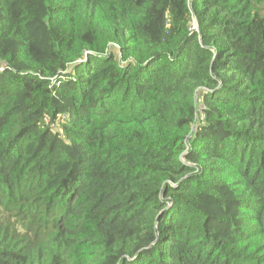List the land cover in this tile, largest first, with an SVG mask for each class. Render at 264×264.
I'll list each match as a JSON object with an SVG mask.
<instances>
[{"label":"trees","instance_id":"obj_1","mask_svg":"<svg viewBox=\"0 0 264 264\" xmlns=\"http://www.w3.org/2000/svg\"><path fill=\"white\" fill-rule=\"evenodd\" d=\"M263 5L0 0V264H264Z\"/></svg>","mask_w":264,"mask_h":264},{"label":"built area","instance_id":"obj_2","mask_svg":"<svg viewBox=\"0 0 264 264\" xmlns=\"http://www.w3.org/2000/svg\"><path fill=\"white\" fill-rule=\"evenodd\" d=\"M191 28H192V29H196V24H195V22L192 23ZM1 69H2V68H0V70H1ZM46 121H47V119H46ZM56 122H58V120H56Z\"/></svg>","mask_w":264,"mask_h":264},{"label":"rangeland","instance_id":"obj_3","mask_svg":"<svg viewBox=\"0 0 264 264\" xmlns=\"http://www.w3.org/2000/svg\"><path fill=\"white\" fill-rule=\"evenodd\" d=\"M261 11H262V14H264V5L262 6ZM194 22H195V21H194Z\"/></svg>","mask_w":264,"mask_h":264}]
</instances>
